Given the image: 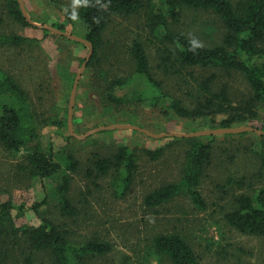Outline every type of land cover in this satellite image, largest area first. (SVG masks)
Instances as JSON below:
<instances>
[{
  "label": "rangeland",
  "instance_id": "1",
  "mask_svg": "<svg viewBox=\"0 0 264 264\" xmlns=\"http://www.w3.org/2000/svg\"><path fill=\"white\" fill-rule=\"evenodd\" d=\"M32 21L38 25L63 24L67 33H74L66 14L73 11V0H23ZM156 11L161 0H148ZM79 6L76 8L78 10ZM0 30L8 34L26 35L40 42L21 48L0 46V70L12 75L28 91L32 108L39 118V146L50 148L55 159L66 167L69 155L78 161V170L70 172L72 186L69 197L79 214L64 216L55 193V183L45 184L30 178L21 167L27 150L8 152L0 144V202L13 199L16 204L31 205L42 201L41 216L66 226L71 241L83 245L89 241L107 242L112 251L91 260L90 264H166L154 254L153 238L160 234H181L193 247L201 264H264V237L246 235L228 225L225 214L234 208V199L252 195L264 188V135L242 134L203 135L202 141H212V160L206 168L199 189L207 210H198L187 194L155 208L145 206V197L153 190L179 181L185 164L187 141L179 137H152L130 128L100 129L108 126H135L155 135L167 133L192 134L219 127L224 115L215 123L207 120H184L162 105L150 101L127 106H115L106 96L107 79L132 72L130 48L135 41L144 44L151 68L165 91L180 99L187 107L194 104L185 96L177 78L167 77L158 68V42L150 34L144 13L114 17L109 24L105 46L108 60L101 65L86 67L76 92L71 134L68 127L73 86L89 50L78 43L46 35L42 28L24 26L7 13L5 0H0ZM177 28L192 38L208 43L222 30L217 19L206 12H187ZM77 31H82L78 27ZM102 72V74H101ZM212 70H196V75H209ZM221 74V73H220ZM229 83L233 96L243 99L249 87L244 77L221 74ZM262 127L264 108L259 109ZM246 127L236 125L233 128ZM217 129V128H216ZM79 136V137H77ZM126 145L138 155V173L125 196L114 192L113 175L97 176L91 170L95 156L110 157ZM159 149L162 152L156 153ZM44 186V187H43ZM22 223L38 225L36 214L29 212ZM1 249V248H0ZM7 249V248H5ZM35 264H50L47 254L39 253ZM26 255L15 249L0 264H26Z\"/></svg>",
  "mask_w": 264,
  "mask_h": 264
},
{
  "label": "trees",
  "instance_id": "2",
  "mask_svg": "<svg viewBox=\"0 0 264 264\" xmlns=\"http://www.w3.org/2000/svg\"><path fill=\"white\" fill-rule=\"evenodd\" d=\"M161 2L163 6L155 11L148 0H87V4H81L76 11L77 19L71 18V12L65 17L76 29L72 35L92 44L94 52L87 64V67H91L108 60L105 37L112 19L144 13L149 32L158 42V68L167 77L180 81L185 96L194 106L187 107L182 100L165 91L163 81L153 73L147 50L140 41H135L130 48L132 72L106 80L104 90L108 101L119 107L150 101L153 105H162L165 112H173L180 119H202L209 121V124L215 123L216 117L224 115L219 127L210 126L212 129L233 128L236 125L255 127L251 124L260 119L259 109L264 108V0ZM5 8L15 22L33 26L27 22L18 0H5ZM190 11L212 14L222 28L219 37L203 43L179 31L177 28L181 17ZM52 26L66 32L63 24L54 23ZM78 27L82 31H77ZM43 31L46 35L78 43L89 50L84 43L50 30ZM192 40L200 45L195 51L189 50ZM39 42L36 38L0 30L2 47L21 48ZM85 60L83 58L81 62ZM198 69L213 72L207 76H197ZM220 73L229 78L235 73L244 77L249 92L243 99L238 100L233 96L229 83L221 81ZM257 129L264 131V116L262 127ZM40 136L41 125L28 91L12 75L0 70V144L11 153L27 150L21 169L30 178L40 180L42 185L45 181L55 183L61 213L74 218L79 211L69 197L72 186L70 172H76L79 163L69 155L64 167L55 159L52 147L46 152L39 146ZM201 138L176 139L187 141L190 145L182 176L179 181L150 192L145 197L146 207H159L181 194H187L198 210H207L199 186L211 163L213 146L212 141L205 142ZM161 152L162 149H159L149 154ZM261 157L264 164V154ZM137 162V153L123 145L110 157L95 156L94 168L90 172H95L97 176L112 174L114 192L125 196L138 173ZM234 200V208L225 214L228 225L243 234L264 237V188ZM46 203V197L31 205L25 202L16 204L13 199L0 202V258L7 257L17 249L21 255H26V264H35V256L39 253L47 254L50 264H90L91 260L112 251L109 243L98 240L80 246L74 244L66 226L41 216L40 208ZM29 212L38 216V225L20 222ZM153 249L162 263L201 264L193 247L179 233L155 236Z\"/></svg>",
  "mask_w": 264,
  "mask_h": 264
},
{
  "label": "water",
  "instance_id": "3",
  "mask_svg": "<svg viewBox=\"0 0 264 264\" xmlns=\"http://www.w3.org/2000/svg\"><path fill=\"white\" fill-rule=\"evenodd\" d=\"M20 7L22 9V12L27 20L28 23H30L31 25L35 26V27H39L45 30H50L54 33H57L58 35H64L68 38L74 39L76 41H79L81 43H84L86 45H88L89 47V54L85 60V62L83 63L80 72L78 73L74 86H73V90H72V94H71V100H70V107H69V118H68V127L69 130L71 132V134L73 135V130H72V120H73V113H74V104H75V98H76V92H77V88H78V84H79V79L81 78V75L83 73V71L85 70V68L87 67V64L89 62V60L91 59L92 55H93V46L90 42H88L87 40L76 36V35H72L70 33L67 32H63L53 26H49V25H38L36 23H34L32 21V18L30 17L28 10L26 9L25 3L23 0H18ZM111 128H130V129H136V130H140L142 132L148 133L150 134L152 137H165V136H176V137H185V138H191V137H199V136H203V135H213V134H239V133H243V132H256L260 135H264V131L257 129L255 127L252 126H246V127H240V128H219V129H213V130H209V131H204V132H198V133H192V134H179V133H167V134H163V135H155L150 133L147 130L135 127V126H108V127H102L96 130H100V129H111ZM79 137V136H77Z\"/></svg>",
  "mask_w": 264,
  "mask_h": 264
},
{
  "label": "clouds",
  "instance_id": "4",
  "mask_svg": "<svg viewBox=\"0 0 264 264\" xmlns=\"http://www.w3.org/2000/svg\"><path fill=\"white\" fill-rule=\"evenodd\" d=\"M81 4L86 5L87 0H73V11L71 12V18L73 20L77 19L76 8L80 6ZM190 43H191V47L189 48L190 51H195V49L200 46L198 42L195 40H192Z\"/></svg>",
  "mask_w": 264,
  "mask_h": 264
}]
</instances>
